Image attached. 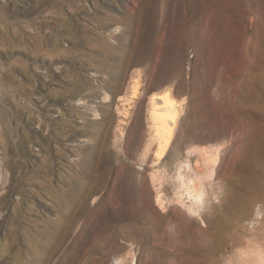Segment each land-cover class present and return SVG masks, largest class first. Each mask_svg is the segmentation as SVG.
I'll return each instance as SVG.
<instances>
[{
	"label": "rangeland",
	"instance_id": "rangeland-1",
	"mask_svg": "<svg viewBox=\"0 0 264 264\" xmlns=\"http://www.w3.org/2000/svg\"><path fill=\"white\" fill-rule=\"evenodd\" d=\"M0 264H264V0H0Z\"/></svg>",
	"mask_w": 264,
	"mask_h": 264
},
{
	"label": "bare ground",
	"instance_id": "bare-ground-1",
	"mask_svg": "<svg viewBox=\"0 0 264 264\" xmlns=\"http://www.w3.org/2000/svg\"><path fill=\"white\" fill-rule=\"evenodd\" d=\"M145 56L141 53L137 59L139 62H143ZM138 93V87L134 86L132 91V97H136ZM129 99V98H128ZM150 108H149V117L150 124L153 130V138L157 142V147L155 149V155L159 158L163 157L168 147L172 143L174 138L177 122L180 115L179 104L172 93L168 90L153 93L149 99ZM96 159L99 167L104 169L107 165L113 162V155L108 148H100L99 146H94L92 149H89L86 152L84 157V164L82 170L79 172L77 177H75V184L78 189H81L83 192L79 199L83 202L86 201L92 192H95L98 188L90 189L91 177H105L106 171L102 170L101 173L92 174V168L90 167V161ZM96 179V178H95ZM162 195L158 193L157 202L160 203ZM66 206V205H65ZM67 210L72 209L67 204ZM66 211V210H65ZM68 212V211H67ZM66 212V213H67ZM69 214V213H68ZM67 218V217H66ZM65 219V218H64ZM69 224L73 225L75 219L67 218L65 219ZM67 225V224H66ZM69 226V225H68Z\"/></svg>",
	"mask_w": 264,
	"mask_h": 264
}]
</instances>
